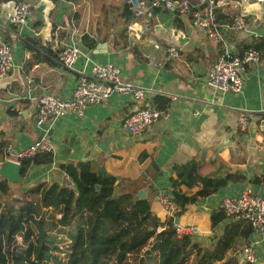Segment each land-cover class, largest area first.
Instances as JSON below:
<instances>
[{
    "label": "crops",
    "instance_id": "1",
    "mask_svg": "<svg viewBox=\"0 0 264 264\" xmlns=\"http://www.w3.org/2000/svg\"><path fill=\"white\" fill-rule=\"evenodd\" d=\"M24 1L34 3L37 13L22 28L8 25L7 17L13 5L0 2V36L9 44L14 59L0 91L2 160L8 146L17 152L38 137L34 124L35 97L69 94L75 73L60 67L54 57L67 45L75 46L80 52L76 68L88 69L91 62H111L121 68L126 81L145 92L148 102L153 104V97L161 95L170 103L166 107L168 119L155 123L142 136L133 137L122 128L123 119L141 106L129 95L112 94L100 105L89 108L82 117L68 114L48 124L53 149L50 153L38 154V158L42 160L48 155L52 162L31 163L18 188L26 190L36 184L59 183L65 174L61 165L87 163L92 171L100 174L103 171L102 175L114 177L118 191L136 194L144 191L152 213L163 222L154 195L156 189L169 193L173 166L196 160L201 163L202 175L225 176L236 172L243 177L242 182L229 183L215 195L199 200L186 214L179 216L176 212L175 219L198 228L195 242L213 247L226 224L213 228L209 221L211 214L218 210L220 198L234 196L245 187L264 197V53L257 65L246 69L243 91L222 98L205 87L209 67L218 56V45L208 40L204 31L190 27L188 17L172 21L166 13H155L149 32L139 40L130 38L128 47L119 50L102 38L105 34L117 35L124 31L130 17L121 29L105 30L100 8L106 0H96V4L89 0L78 15L60 0ZM218 1L227 4L234 0ZM91 12L99 15L102 29L84 33L82 28ZM224 12L219 11L221 23L227 22L235 9ZM238 13L244 15L250 33L230 30L229 48L235 55H240L244 44L264 37V7L241 8ZM179 20L186 30L178 25ZM85 35L96 40L97 45L106 43L107 53L94 54L95 49H85L80 44V38ZM27 39L39 40L47 52L36 48L42 55L33 57L34 53L23 46ZM172 42L178 44V57L169 59L163 68L156 67ZM149 56L153 58L152 65L146 59ZM29 78L33 80L32 85H27ZM241 112L250 118L245 132H239L236 127ZM181 189L186 191L185 187ZM247 245L257 254L256 264H264V245L253 231L247 239L237 238L227 256L242 262L240 250Z\"/></svg>",
    "mask_w": 264,
    "mask_h": 264
},
{
    "label": "trees",
    "instance_id": "2",
    "mask_svg": "<svg viewBox=\"0 0 264 264\" xmlns=\"http://www.w3.org/2000/svg\"><path fill=\"white\" fill-rule=\"evenodd\" d=\"M23 1L0 0L13 6ZM114 13L124 23L132 10L123 3L114 8ZM178 25L186 30L180 20ZM38 41L27 39L23 44L34 53L33 57L42 55L36 48L47 52ZM102 41L114 49L128 47L125 31L105 34ZM80 44L92 51L97 41L85 35L80 38ZM248 49L262 55L264 37L244 44L239 56ZM169 103L165 96L153 97V104L160 110ZM2 149L0 141V153ZM38 157L20 162L22 178L31 163L52 162L48 155L42 160ZM60 169L70 177L74 190H67L58 182L12 190L7 181H0V264H127L130 257L139 253L143 254L135 260L136 264H248L228 257L227 253L237 238L247 239L252 233L250 225L214 211L209 218L211 227L226 224L214 246L203 247L192 236H177L171 220L161 222L147 200H135V191H118L114 177L92 171L89 164L82 162L61 165ZM173 172L169 193L179 216L229 183L244 180L236 172L225 176L202 175L201 163L196 160L173 166Z\"/></svg>",
    "mask_w": 264,
    "mask_h": 264
},
{
    "label": "built area",
    "instance_id": "3",
    "mask_svg": "<svg viewBox=\"0 0 264 264\" xmlns=\"http://www.w3.org/2000/svg\"><path fill=\"white\" fill-rule=\"evenodd\" d=\"M40 1V0H39ZM73 13L79 11L89 0H60ZM96 4V0H92ZM132 10L124 31L127 39H141L145 32L151 29V19L155 13H166L170 19L188 17L193 28L206 33L208 40L218 45L217 59L209 67L205 87L214 95L225 96L239 94L243 91V75L249 66H255L260 61V53L255 49H248L239 56L229 48L230 30L236 33H250L248 22L244 15L238 13L241 8L250 6L264 7V0H234L229 3L218 0H122ZM36 5L23 1L12 6L7 17L8 25L22 28L28 20L34 16ZM235 9L225 23L219 22V11L224 14L225 9ZM102 29L98 14H89V20L83 26L84 33ZM176 31V29H175ZM76 33V28L73 34ZM80 52L73 45H67L60 51L57 63L65 70L73 71L76 79L69 94L58 97L52 94H42L34 98L36 112L34 116L35 128L38 137L34 142L17 152L12 146L5 149L4 160L10 159L16 162L29 160L38 154L50 153L53 144L49 136L48 124L55 122L68 114L82 117L85 112L94 106L100 105L112 94L129 95L141 106L122 121V128L131 136H142L155 123L168 119V108L158 109L152 102H148L145 92L136 88L123 77L120 67L111 62L92 63L87 69L85 66L76 68ZM179 55L178 44L170 43L165 57L155 64L163 68L169 59ZM149 64H153L152 56L146 58ZM89 62V59H87ZM13 54L6 40L0 36V91L3 79L13 68ZM33 80L27 79V85H32ZM30 93V88H28ZM196 115V113H195ZM250 123L249 115L241 112L236 120L239 132H245ZM65 189L74 190V183L67 174H63L60 182ZM264 187V180H263ZM154 201L160 209L163 222L171 220V227L177 236H196L198 228L193 225L182 224L176 218L177 208L170 194L162 189H156ZM217 209L227 217L235 221H241L251 226L252 231L258 236L260 244L264 245V197L256 194L250 188L245 187L236 195L220 198ZM60 218V216H58ZM21 242V238H17ZM242 262L256 264L257 254L252 246H243L240 250Z\"/></svg>",
    "mask_w": 264,
    "mask_h": 264
},
{
    "label": "water",
    "instance_id": "4",
    "mask_svg": "<svg viewBox=\"0 0 264 264\" xmlns=\"http://www.w3.org/2000/svg\"><path fill=\"white\" fill-rule=\"evenodd\" d=\"M99 53H107V44L106 43H100L96 46L94 50V54ZM22 166L20 162H16L14 160H3L0 163V181H7L8 186L14 190L15 188H18L21 186L22 182V176H21ZM103 174V171H101ZM96 189H99V186L95 187ZM114 196H116V193H114ZM147 196L144 191L140 190L136 194L135 200H146Z\"/></svg>",
    "mask_w": 264,
    "mask_h": 264
},
{
    "label": "rangeland",
    "instance_id": "5",
    "mask_svg": "<svg viewBox=\"0 0 264 264\" xmlns=\"http://www.w3.org/2000/svg\"><path fill=\"white\" fill-rule=\"evenodd\" d=\"M124 2L122 0H106L105 2L102 3L100 11L101 15L103 16L104 19V24H105V30L108 29H121L123 26L122 21L117 18V16L114 13V8L115 7H120ZM102 7L104 10H102ZM203 43L208 46V42L206 39H203ZM2 158H0V163L2 162ZM195 240V237H192ZM143 253L139 254H134L132 257H130V260L127 262V264H136L135 260H138L140 258V255ZM58 255V254H55ZM53 264V263H50Z\"/></svg>",
    "mask_w": 264,
    "mask_h": 264
}]
</instances>
